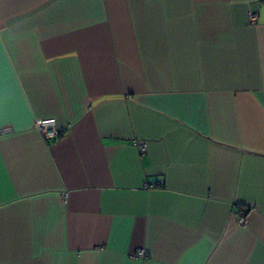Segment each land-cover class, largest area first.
Listing matches in <instances>:
<instances>
[{"label":"crops","instance_id":"obj_1","mask_svg":"<svg viewBox=\"0 0 264 264\" xmlns=\"http://www.w3.org/2000/svg\"><path fill=\"white\" fill-rule=\"evenodd\" d=\"M0 264H264V0H0Z\"/></svg>","mask_w":264,"mask_h":264},{"label":"built area","instance_id":"obj_2","mask_svg":"<svg viewBox=\"0 0 264 264\" xmlns=\"http://www.w3.org/2000/svg\"><path fill=\"white\" fill-rule=\"evenodd\" d=\"M250 20L252 23H255L257 20V15L252 13L250 15ZM36 127L41 131L44 138L48 141H54L58 138L60 131L56 126V121L54 118H43L39 119L35 123ZM138 148L141 152L145 150L144 144L138 143ZM239 222L243 224L245 222V215H239ZM135 257H146V252L143 249H139L134 253Z\"/></svg>","mask_w":264,"mask_h":264},{"label":"trees","instance_id":"obj_3","mask_svg":"<svg viewBox=\"0 0 264 264\" xmlns=\"http://www.w3.org/2000/svg\"><path fill=\"white\" fill-rule=\"evenodd\" d=\"M234 207L236 212H238L239 214L241 213L243 215H245L246 211L248 210V208L245 205L240 203L234 204Z\"/></svg>","mask_w":264,"mask_h":264},{"label":"bare ground","instance_id":"obj_4","mask_svg":"<svg viewBox=\"0 0 264 264\" xmlns=\"http://www.w3.org/2000/svg\"><path fill=\"white\" fill-rule=\"evenodd\" d=\"M240 214H241V213H240ZM240 214H239V215H240ZM239 215H238V218H239Z\"/></svg>","mask_w":264,"mask_h":264},{"label":"rangeland","instance_id":"obj_5","mask_svg":"<svg viewBox=\"0 0 264 264\" xmlns=\"http://www.w3.org/2000/svg\"><path fill=\"white\" fill-rule=\"evenodd\" d=\"M238 221H239V219H238ZM240 223V222H239Z\"/></svg>","mask_w":264,"mask_h":264}]
</instances>
